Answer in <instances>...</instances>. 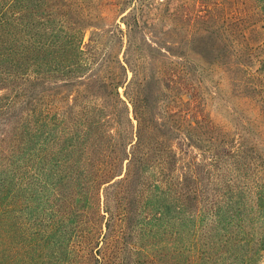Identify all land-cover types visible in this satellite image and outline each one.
I'll return each instance as SVG.
<instances>
[{"label":"trees","instance_id":"trees-1","mask_svg":"<svg viewBox=\"0 0 264 264\" xmlns=\"http://www.w3.org/2000/svg\"><path fill=\"white\" fill-rule=\"evenodd\" d=\"M81 1L0 0V257L19 241L30 264H264V180L203 199L199 147L166 123L193 101L180 70L128 60L129 38L123 62L107 30L85 41ZM100 203L105 232L83 242L80 214Z\"/></svg>","mask_w":264,"mask_h":264},{"label":"rangeland","instance_id":"rangeland-1","mask_svg":"<svg viewBox=\"0 0 264 264\" xmlns=\"http://www.w3.org/2000/svg\"><path fill=\"white\" fill-rule=\"evenodd\" d=\"M81 2L83 8L72 12L73 16L97 28L87 31L85 41L98 28L107 30L97 32L96 38L102 48L106 45L115 51L116 40L122 37L123 62L129 38L128 60L140 65L150 53V63L157 71L180 70L193 101L184 106L180 120L167 116L166 123L173 128L179 125L199 147L191 153L198 179L206 184L199 195L211 198L216 185L228 181L246 194L256 190L264 180V13L257 15L264 0ZM119 91L122 94L123 89ZM185 117L195 121L193 130ZM183 137L179 136L181 146ZM184 163L188 166L190 160L185 158ZM103 216L101 203L96 211L80 214L78 234L83 242L91 231L104 234ZM139 217L138 213L135 219ZM126 225L130 227H122L121 242L134 243L140 229L133 227V221ZM18 243L6 247L0 264H30Z\"/></svg>","mask_w":264,"mask_h":264}]
</instances>
